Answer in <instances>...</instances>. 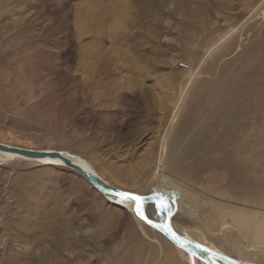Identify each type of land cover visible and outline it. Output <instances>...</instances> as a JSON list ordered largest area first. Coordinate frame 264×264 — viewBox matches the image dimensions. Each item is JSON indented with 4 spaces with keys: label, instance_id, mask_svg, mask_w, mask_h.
Listing matches in <instances>:
<instances>
[{
    "label": "rangeland",
    "instance_id": "rangeland-1",
    "mask_svg": "<svg viewBox=\"0 0 264 264\" xmlns=\"http://www.w3.org/2000/svg\"><path fill=\"white\" fill-rule=\"evenodd\" d=\"M17 47L24 56L14 49L16 60L0 65V142L68 151L115 188L142 195L160 182V168L182 191L175 228L237 259L233 243L253 244L240 231L226 235L220 222L264 213V0H0V48ZM112 60L118 68L103 78L98 69H114ZM194 111L207 113L198 126ZM250 116L263 184L245 191L226 142ZM217 212L228 216L218 220ZM185 259L68 168L0 164V264Z\"/></svg>",
    "mask_w": 264,
    "mask_h": 264
},
{
    "label": "bare ground",
    "instance_id": "bare-ground-1",
    "mask_svg": "<svg viewBox=\"0 0 264 264\" xmlns=\"http://www.w3.org/2000/svg\"><path fill=\"white\" fill-rule=\"evenodd\" d=\"M135 1H136V3L140 4L142 0H135ZM228 38H229V36L228 37H222L219 40H217L215 43H213L210 46V48L207 50V55H209L217 46H219L223 41L227 40ZM14 49L18 50V52L21 53L20 54L21 57L24 56L22 53H25L24 51L26 50V47L0 48V65L7 67L8 66L7 64L11 65L16 60L15 57L13 56V52H12V51H14ZM20 55L18 54V56H20ZM99 57L100 56H98V58ZM20 59H22V58H19V60ZM106 59H108V58H106ZM22 60L19 61V62H22ZM114 62H116V60L115 61H113V60L110 61V63L113 65L114 69H112V67L109 68V64H106L104 62L100 65V69H98V72H99L100 75L104 74L103 78L107 77L108 73H111L109 75H113L114 74L115 68H118L117 62H116V64ZM23 63H25V62H23ZM4 82H5V80H4ZM180 94L181 95L176 100V102L174 103L175 105L173 106V110L171 112L172 116H171V119H170V125L173 123V120L176 117H178L179 114H181V112L183 111V104H184L183 102H184V99L186 97L185 89L182 90V92ZM0 98H1V96H0ZM192 113L193 114L190 117V119H191V124L193 123V126H198L200 124L201 120H204V118H206V115H207V113H205V112L204 113H197L196 111H194ZM256 126L257 125H256V122H255V119L252 116H250L249 120H248V122L246 124H244L243 126H241V124H239V125H237V127L234 128L235 129L234 132L236 133V134L232 133L234 135V141L231 142V143L226 142L230 147H232V151L229 154V159H228L229 162H230L229 168L231 170H234L237 173L238 181L244 186V187L243 186L242 187H243V190H245V191L247 189H253L252 187L258 186V185L260 186V185H262L264 183L263 182L261 184V180H260V173H262L261 172L262 170H260V165L258 163V161H259V151H258L259 150L258 149L259 136L258 135L259 134L257 132ZM164 133H165L164 135H167V136L169 135V133L167 131L164 132ZM166 140H167V137L166 136L162 137V135H161V137H160L161 147H160V150H159V153L161 155L160 163H161V161L163 159V155L165 154L164 153V145L166 144ZM229 152H226V153H229ZM227 156H228V154H227ZM77 158H79L80 164L86 170H88L92 174H95L97 177H99L103 182H105L109 186H112L101 174H99L98 172L95 171L93 166L87 160H85L84 158H82L80 156H78ZM20 160L36 163L38 165H47V166H54V167H65L63 165V163H61L60 161H52V160H49V159L34 161V160H29V159H25V158H21V157L18 158L16 156H11V155H8V154L0 153V164L3 163V162H12V161H20ZM225 160H227V159H225ZM159 170H160V168H159ZM159 170H158L159 174H162L161 177H160V182L153 189L157 190V191H160L162 194L167 195V196H169L171 198H173V193L175 191L180 193V198L175 201V204L172 207V210L175 211V215H176V213L178 211L176 209L179 208V204L181 203V200H182V191H180V189L176 186L174 181H172V178H170V176H167L165 173H163V172H161ZM112 187L115 188V186H112ZM117 188H115V189H117ZM118 189H120V188H118ZM124 191H126V190H124ZM245 191H244V193H245ZM252 191H254V190H252ZM128 192H131V191H128ZM257 192L258 191H256V194H257ZM256 194H254V195H256ZM260 194H261V197H262V192ZM103 197L108 202H110V203H112V204H114L116 206H120L125 211H127L130 214H132L133 216H135V213L133 211V205H132V203H130V201H128L126 199H121V198H114V197H111V196H104L103 195ZM262 198H264V196ZM185 205H187V204H185ZM183 210L187 214H189L191 218H193L192 213H191L192 211L189 209V207L185 206L183 208ZM145 211H146V213H147V215L149 217L152 216L150 208L145 209ZM155 215H156V212H155ZM175 215H174V217H175ZM222 215L223 216H228L227 213L221 214V212H217V217L220 218L218 220L222 219ZM139 221L142 222L141 220H139ZM221 221H222V222H220L221 229L223 231H226V233H225L226 235H228L229 233H231V234L235 233L236 234L237 231H240L243 234L244 240L248 237L249 241L253 243V244H251V243L248 244L247 243V245H244L243 243H238V242L234 241L235 243H233L234 244L233 245V251L235 250L238 253V255H239V258L238 259L236 258V259L241 264H264V246L261 247L262 246L261 245V243H262L261 237L264 236V213H260V214H258V213L246 214V215H243L242 217L239 216V219H238V217H236L233 220V224L234 225H232V226L230 224H228L226 222V220H221ZM172 227H173V229L177 230L182 236H186L187 238H189V239H191V240H193L195 242L197 241L196 238L194 239V237L191 236L187 230H185V229H180L179 230V229L175 228L173 226V220H172ZM259 231H261V236H260L259 239H257V243L258 244H256V243L253 242V240H254V236H259ZM171 245L175 249H178V251L181 252L184 255V257L186 258L185 260L187 261L188 264H204L203 262L199 261L197 258L185 253L182 249H180L178 247H175L173 244H171ZM203 245H205V244H203ZM205 246H207V245H205ZM208 247L212 248L213 250L217 249V250L221 251L222 253H224L225 255H227L229 257H232L231 256L232 254L230 252H227L224 248L216 247V246L215 247L214 246H208ZM253 250H255L260 256L259 260H257V261L255 260V257H257V256H254V254L252 253Z\"/></svg>",
    "mask_w": 264,
    "mask_h": 264
},
{
    "label": "water",
    "instance_id": "water-1",
    "mask_svg": "<svg viewBox=\"0 0 264 264\" xmlns=\"http://www.w3.org/2000/svg\"><path fill=\"white\" fill-rule=\"evenodd\" d=\"M0 153L34 161L45 159L60 161L63 163L65 168H68L75 174L80 175L96 192H99L104 196L124 199L122 196L118 195V193L128 192L118 188L115 189L103 182L99 177L86 170L80 164L79 158H77L78 156L73 155L68 151L47 149L32 150L0 142ZM151 191L152 192L148 195L128 192L143 197L141 210L144 212L147 219H142L140 215L137 214L136 203L128 200L133 205V211L136 218L141 220L149 228L160 232L175 247L182 249L185 253L197 258L204 264H241L236 258L229 257L221 251L217 249L213 250L212 248H209L197 241L195 242L186 236H182L177 230L173 229L172 220L174 218L175 211L172 210V207L175 204V201L180 198L179 192L175 191L173 193V198H171L162 194L160 191L154 189ZM161 205H167V207L171 209V212L161 208ZM148 208L153 209V211L156 212L154 217H149L147 215L145 209ZM169 228H171V232L169 231Z\"/></svg>",
    "mask_w": 264,
    "mask_h": 264
},
{
    "label": "snow or ice",
    "instance_id": "snow-or-ice-1",
    "mask_svg": "<svg viewBox=\"0 0 264 264\" xmlns=\"http://www.w3.org/2000/svg\"><path fill=\"white\" fill-rule=\"evenodd\" d=\"M118 195L122 196L126 200H131V201L135 202L136 206H137L136 207L137 214L140 215V217L142 219H147L144 212L141 210L142 209V203L141 202L143 200V197L132 194V193H128V192H121V193H118ZM161 208L166 209L168 212H171V209L168 208L167 205H161ZM169 231L171 232V228H169Z\"/></svg>",
    "mask_w": 264,
    "mask_h": 264
},
{
    "label": "crops",
    "instance_id": "crops-1",
    "mask_svg": "<svg viewBox=\"0 0 264 264\" xmlns=\"http://www.w3.org/2000/svg\"><path fill=\"white\" fill-rule=\"evenodd\" d=\"M131 239H132V238H131ZM133 240H138V239L135 238V239H133ZM152 255L155 257V255H154V251H152Z\"/></svg>",
    "mask_w": 264,
    "mask_h": 264
}]
</instances>
